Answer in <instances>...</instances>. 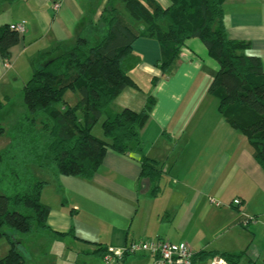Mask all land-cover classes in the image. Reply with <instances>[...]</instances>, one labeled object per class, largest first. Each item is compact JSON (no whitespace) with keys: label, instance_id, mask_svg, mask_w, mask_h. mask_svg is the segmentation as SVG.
<instances>
[{"label":"crops","instance_id":"1","mask_svg":"<svg viewBox=\"0 0 264 264\" xmlns=\"http://www.w3.org/2000/svg\"><path fill=\"white\" fill-rule=\"evenodd\" d=\"M112 1L0 0V27L26 21V33L11 48L10 58L0 55V127L12 115L16 119L26 113L23 89L33 74L32 61L74 47L85 24L97 23ZM158 1L166 8L172 5ZM224 10L229 37L248 43L247 55L260 58L264 69V0H226ZM132 48L140 63L130 76L141 91L125 89L112 111L140 112L149 95L155 97L157 104L141 131V152L135 145L126 155L109 151L91 180L48 170L45 189L57 193L45 201L42 192L43 203L51 207L48 226L60 236L56 233L66 234L76 224L74 239L92 245L83 251V264H106L93 255L99 247L122 249L156 238L211 255L197 264H212L224 254L242 255L239 264H264V170L247 138L229 125L219 101H211L204 90L219 65L199 39H191L173 73L163 78L158 41L141 38ZM155 78L160 80L154 87ZM143 158L161 166L164 192L159 197L152 196L151 181L141 178ZM123 264H154V257L127 256Z\"/></svg>","mask_w":264,"mask_h":264},{"label":"trees","instance_id":"2","mask_svg":"<svg viewBox=\"0 0 264 264\" xmlns=\"http://www.w3.org/2000/svg\"><path fill=\"white\" fill-rule=\"evenodd\" d=\"M116 1L122 10L115 0L110 2L97 23L85 24L70 50L42 53L32 61L33 74L23 89L27 113L16 118L12 141L0 151V238L11 245L0 264L30 263L19 235L54 233L48 226L51 207L41 198L48 182L40 180L32 167H54L56 176L91 180L109 151L126 155L135 145L141 152V131L157 104L155 97L149 95L140 112L109 111L125 89L141 91L130 76L140 63L132 47L141 38L159 42L162 57L157 67L163 78L173 73L189 40L205 45L219 65L209 93L218 99L219 112L229 125L247 138L264 170V69L260 58L247 55L248 43L229 37L226 0H170L169 8L158 0ZM20 41L11 25L0 27L2 58L8 60ZM159 80L153 79L154 87ZM68 92L79 94L74 106L65 100ZM103 118L104 138H99L93 130ZM6 134L1 128L0 137ZM141 166V178L153 184L152 196H161L160 164L143 158ZM56 234L75 237L74 229ZM107 253L108 248L99 247L93 255L105 262ZM209 256L195 254L193 264ZM219 257L239 264L242 255Z\"/></svg>","mask_w":264,"mask_h":264},{"label":"rangeland","instance_id":"3","mask_svg":"<svg viewBox=\"0 0 264 264\" xmlns=\"http://www.w3.org/2000/svg\"><path fill=\"white\" fill-rule=\"evenodd\" d=\"M114 4L120 7L117 1H115ZM120 9L122 10V7H120ZM214 78H215L214 75L213 77L210 78L211 79L209 82L210 84L209 86H207V88H206V85H204V90L206 89L205 91L210 96L209 98H211L210 99L211 101L215 100L216 98L215 96L209 93V87L212 81L214 80ZM142 87L145 90L144 84L142 85ZM78 98H79V94L74 93V92H68V94H66V97H65L66 102L71 106H74L76 104ZM118 108L119 107L115 106L114 104L110 107V110L112 111ZM26 113H27V108H26ZM23 114L24 113L17 115L16 118L18 119V117L22 116ZM112 114H116V113H113L112 111ZM14 117L12 115L9 120H6L7 123L4 122L3 127L7 130V134L4 135L3 137H0V150H6L12 141V135L10 134V130L12 129L14 124L17 122V119L15 121ZM104 120L105 118L101 119L100 122L97 124V126L93 130V134L96 137L98 136V137L103 138L102 137L103 136L102 135V132H103L102 123L104 122ZM3 127H0V129ZM53 168H51L50 171ZM32 169H33V172L36 173L37 177L40 180L48 182V179L50 177L48 170L44 171L37 166L32 167ZM56 194H55V188L53 187L45 189V199L44 200L53 201ZM69 211H70V214L73 215L72 216V219H73L75 217V214L72 212V208H70ZM75 220L76 219H73V224ZM71 227H72L71 229L75 230L76 224L72 225ZM18 238L21 239V241L25 245L26 257L28 259V262H30L31 264H83L84 260H86L85 253H87V252L84 253L83 251H86L85 249L86 247L88 251L92 249V245H89L87 243H84L85 247L81 246L77 242V239H74L75 237H72V236L61 237V236H57L54 233H50L45 230H39L37 232H33L28 235H19ZM10 249H11V245L8 239L0 238V260L4 259L9 254ZM92 263L94 262H90L89 264H92Z\"/></svg>","mask_w":264,"mask_h":264},{"label":"built area","instance_id":"4","mask_svg":"<svg viewBox=\"0 0 264 264\" xmlns=\"http://www.w3.org/2000/svg\"><path fill=\"white\" fill-rule=\"evenodd\" d=\"M61 3L55 4V9L60 8ZM21 37L26 33V21L12 25ZM6 66L9 67V62L6 61ZM235 205H240V200L234 201ZM220 205V204H218ZM149 254L154 257V264H193L195 252L187 243L173 244L164 239L156 238L149 240H140L129 243L125 248L117 249L114 247L108 248V253L105 256L106 264H123L126 256H136ZM212 264H227L225 260L217 256Z\"/></svg>","mask_w":264,"mask_h":264}]
</instances>
